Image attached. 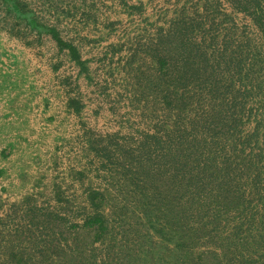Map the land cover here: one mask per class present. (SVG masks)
Instances as JSON below:
<instances>
[{
    "label": "trees",
    "instance_id": "1",
    "mask_svg": "<svg viewBox=\"0 0 264 264\" xmlns=\"http://www.w3.org/2000/svg\"><path fill=\"white\" fill-rule=\"evenodd\" d=\"M201 1L133 54L128 91L146 124L102 138L124 143L108 141L112 166L105 146L110 182L87 189L83 222L25 196L17 231L32 243L0 264H264V0ZM0 5L12 30H48L82 64L27 1Z\"/></svg>",
    "mask_w": 264,
    "mask_h": 264
},
{
    "label": "crops",
    "instance_id": "2",
    "mask_svg": "<svg viewBox=\"0 0 264 264\" xmlns=\"http://www.w3.org/2000/svg\"><path fill=\"white\" fill-rule=\"evenodd\" d=\"M119 1L112 2L109 13H118L108 19L97 11L92 17L85 13L80 21L66 17L62 33L56 22L40 19L75 46L82 64L48 30L37 32L20 23L15 31L14 24L0 25L3 199L18 202L24 195L59 186L70 176L72 160L80 162V154L73 151L77 140L81 149L89 148L93 135L115 133L123 121H131L128 80L136 63L130 60L159 28L188 8L190 0H131L134 5L129 7ZM119 104L125 107L121 115Z\"/></svg>",
    "mask_w": 264,
    "mask_h": 264
},
{
    "label": "rangeland",
    "instance_id": "3",
    "mask_svg": "<svg viewBox=\"0 0 264 264\" xmlns=\"http://www.w3.org/2000/svg\"><path fill=\"white\" fill-rule=\"evenodd\" d=\"M27 1L31 7L37 12L42 20L46 22H56L59 24V30L61 33L64 31V28L61 27L62 22L66 17L72 18L74 21H80L83 17H90L88 13L92 16H95V11L102 19H108L111 14H117L118 11L111 13L110 7L114 5L113 1L118 0H96V7L93 0H25ZM205 1L202 0L201 3ZM131 0H126L120 3L124 7H129L134 4L131 3ZM197 0H190L189 7L186 8V11H193L195 4L198 3ZM223 7H225L228 11H231L230 4L223 0ZM51 4L52 9L49 8V4ZM199 3V5L201 4ZM84 5V10L81 8V5ZM139 6V5H137ZM56 7V8H55ZM88 10L86 11V8ZM113 7V6H112ZM111 7V8H112ZM200 7V6H199ZM68 8V11L66 10ZM92 9V10H91ZM66 10V11H65ZM139 10V9H135ZM124 13V11L122 12ZM6 11L3 6L0 5V25L3 24L6 26V23L11 25L15 24L16 20L11 16H6ZM237 21L240 26L246 24L247 29L246 32L250 34V37L254 39L255 43L262 48L261 34L257 30L256 26L252 23L249 18H246L243 14L239 13L237 16ZM61 22V23H60ZM18 28L15 29L17 31ZM244 29V28H242ZM64 34V33H63ZM260 68V65H259ZM264 71L259 69L260 79L263 77ZM131 85L132 79L128 80ZM130 85L128 86L130 88ZM124 93V92H123ZM264 95L259 94V99H262ZM130 122L123 121V128H121V136L129 135L133 130L137 127L144 128L145 120L140 115L141 111L136 110L134 108L133 103L130 102ZM119 113L123 114L125 112V107L123 104H119ZM127 112V110H126ZM122 119V118H121ZM127 124V125H126ZM114 134V133H112ZM111 134V136H112ZM103 135H93L90 139L89 148L81 149V141L77 140V144L73 151L79 150L80 159L78 162H74L72 160L70 176L65 177L61 180L62 184H58L59 186H55L47 191H44L40 194V192L36 193L37 195H24V196H32L33 201L38 206L55 209L61 212V214L67 218L69 222H83L84 216L90 212V209L87 208L86 205V192L89 187H98L102 188L103 186H107L109 184V177L106 176L105 169L102 167L103 165V155L106 152L105 146H107L110 151V159L108 163L112 166L113 162H115L116 158L113 154L114 145L111 146L108 144V141L115 140L120 143H124V140L121 137L117 138H104ZM97 148L95 151L94 147ZM92 147V148H91ZM83 152V153H82ZM89 152V153H88ZM73 173V176H71ZM68 178V179H66ZM37 192V191H36ZM24 196L20 198V201H10L8 198L3 199L0 194V262L6 260L7 256L4 254V251L7 250V247L11 244H21V245H30L32 242H29V238L35 234L33 231V235H30L29 232L20 236L18 234L17 229L18 226L24 225L25 213L21 208V202L24 199ZM260 207V205H259ZM259 213V218H260Z\"/></svg>",
    "mask_w": 264,
    "mask_h": 264
},
{
    "label": "built area",
    "instance_id": "4",
    "mask_svg": "<svg viewBox=\"0 0 264 264\" xmlns=\"http://www.w3.org/2000/svg\"><path fill=\"white\" fill-rule=\"evenodd\" d=\"M75 151H76L77 154L79 153V150H76V149H75L74 152H75Z\"/></svg>",
    "mask_w": 264,
    "mask_h": 264
}]
</instances>
